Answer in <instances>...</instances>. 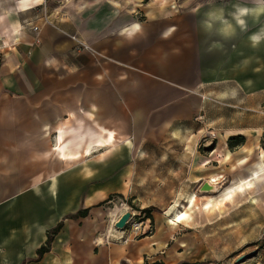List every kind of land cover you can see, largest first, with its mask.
I'll return each mask as SVG.
<instances>
[{
	"label": "crops",
	"instance_id": "crops-1",
	"mask_svg": "<svg viewBox=\"0 0 264 264\" xmlns=\"http://www.w3.org/2000/svg\"><path fill=\"white\" fill-rule=\"evenodd\" d=\"M206 10L200 8L196 22H184L161 0H0V264H220L204 247L183 246L176 235L187 216L178 220V208L171 221L154 218L151 234L127 243L106 244L99 233L102 203L129 196L144 144L192 129L202 94L221 92L212 82L232 79L233 71L248 90L243 56L250 33L205 52L197 21ZM73 35L88 47L78 48ZM261 64L260 86L240 101L230 99L241 111L204 114L218 136L196 154L199 178L218 183L220 175L204 159L219 150L213 159L225 178L250 184L260 177L264 55ZM219 71L225 76L217 77ZM236 135L244 141L230 147ZM84 209L87 216L72 217ZM60 222L39 257L48 230ZM255 264H264V248Z\"/></svg>",
	"mask_w": 264,
	"mask_h": 264
},
{
	"label": "rangeland",
	"instance_id": "rangeland-1",
	"mask_svg": "<svg viewBox=\"0 0 264 264\" xmlns=\"http://www.w3.org/2000/svg\"><path fill=\"white\" fill-rule=\"evenodd\" d=\"M161 2L169 4L176 14L183 17L184 22H196V14H192V9L202 4L207 5V0H161ZM221 2L230 4V0H216V3ZM135 14L139 19L144 18L141 12H135ZM263 55L262 45L258 50L252 49L249 45L248 55L243 56L244 60L248 57L249 63L248 90L243 86L240 74L237 77L238 72L234 71L232 79L226 77L219 83L212 82L213 86L219 84L218 89L221 92L202 94L205 103L200 113L194 116L193 120L196 124L190 125L192 129L185 128L182 133L179 128H176L167 141L157 145L149 143L142 146V150L138 151L142 164L138 167L129 196L123 198L129 209L137 210L142 216H149L152 220L165 217L166 220L171 221L175 208L189 213L186 221L179 223L184 228L178 230L176 236L183 237L181 241L185 242L183 244L185 248H206L214 254L213 256L220 264L237 262L232 259L241 252L247 254L256 251V254L242 261L243 264H255L256 257L264 248V167L256 173V176H260L259 178H250V184L247 183L248 180L241 182L240 179L243 178H231V176L225 178L223 169L216 166L219 162L213 159L217 157L218 152L222 153L219 150L208 157L211 161L205 165V167L211 166L220 175L216 189L202 190L203 182L209 181V178H199L203 167L198 165L196 154L198 151H204L209 140L211 143L208 146L211 147L218 136L213 127L206 125L204 114L208 111L219 112L223 108L241 111L240 102L230 104V99L240 101L242 94L251 93L260 86ZM233 58L235 61L236 56L233 55ZM240 59L239 56V65ZM225 74L226 72L219 71L217 77L225 76ZM189 91L193 92L194 89L190 88ZM212 131L216 137L211 135ZM52 137L54 140L55 135L53 134ZM182 149L184 155H182ZM262 157L264 159V155ZM221 158V156L218 157V159ZM256 158L257 156L253 161ZM241 184H244L243 191H238L237 188ZM230 190L235 192L231 198L227 199L226 194ZM195 195L196 199L192 203L190 199ZM112 198L111 196L102 203L104 212L100 217L104 221V229L99 233H102L103 238L111 227L113 218L111 213L114 212V206L109 200ZM207 201L210 202L209 207L204 205ZM147 204L150 205L141 207ZM154 229L153 222V231ZM113 242L120 243L117 240Z\"/></svg>",
	"mask_w": 264,
	"mask_h": 264
},
{
	"label": "clouds",
	"instance_id": "clouds-1",
	"mask_svg": "<svg viewBox=\"0 0 264 264\" xmlns=\"http://www.w3.org/2000/svg\"><path fill=\"white\" fill-rule=\"evenodd\" d=\"M202 7L205 5L192 9V14L199 13ZM206 7L197 21L207 44L205 52L223 50L225 43L243 33H250L247 38L252 49L258 50L264 43V0H230V4L207 0ZM252 28L256 30L251 31ZM163 35L166 38L167 33ZM243 63L246 65L248 61Z\"/></svg>",
	"mask_w": 264,
	"mask_h": 264
},
{
	"label": "built area",
	"instance_id": "built-area-1",
	"mask_svg": "<svg viewBox=\"0 0 264 264\" xmlns=\"http://www.w3.org/2000/svg\"><path fill=\"white\" fill-rule=\"evenodd\" d=\"M46 2L47 0H42V4L45 5ZM43 17L45 21H48L46 15ZM33 28L35 30H39L37 25H33ZM72 38L75 39L80 46L88 47L77 36L73 35ZM211 135L216 137V134L213 131L211 132ZM213 151L214 150L212 149L210 153L212 154ZM210 161L211 159L208 158L206 163H209ZM109 202L113 204L114 212L111 213L113 216L111 219V227L103 239L104 243L110 244L114 240L127 243L129 241L139 239L142 236L149 235L153 232V222L151 217L142 216L141 212L129 209L127 202L122 198H112L109 200ZM125 212H130L131 215L127 220L126 226L123 229H119L116 227V223ZM235 264L238 263L236 262Z\"/></svg>",
	"mask_w": 264,
	"mask_h": 264
},
{
	"label": "trees",
	"instance_id": "trees-1",
	"mask_svg": "<svg viewBox=\"0 0 264 264\" xmlns=\"http://www.w3.org/2000/svg\"><path fill=\"white\" fill-rule=\"evenodd\" d=\"M244 141V137L242 135H236V136H231L229 139V146L230 147H235L237 145L242 144ZM88 215V209H84V210H79L77 213L73 214L72 217H78V216H87ZM63 226V222H60L56 227L48 230V238L46 241V244L43 245L39 250H38V254L39 257H42V255L50 248L51 242L54 239L55 235L60 231V229ZM153 264H158L153 263Z\"/></svg>",
	"mask_w": 264,
	"mask_h": 264
},
{
	"label": "water",
	"instance_id": "water-1",
	"mask_svg": "<svg viewBox=\"0 0 264 264\" xmlns=\"http://www.w3.org/2000/svg\"><path fill=\"white\" fill-rule=\"evenodd\" d=\"M201 189L202 190H214V189H216V186L211 184L209 181H205V182H203ZM130 215H131L130 212H125L124 214H122V216L120 217V219L116 223V227L119 229H123L126 226L127 220L129 219ZM256 253H257L256 251H252V252H249L247 254L241 255L238 258L237 263L241 264L242 261L245 260L246 257L253 256Z\"/></svg>",
	"mask_w": 264,
	"mask_h": 264
},
{
	"label": "bare ground",
	"instance_id": "bare-ground-1",
	"mask_svg": "<svg viewBox=\"0 0 264 264\" xmlns=\"http://www.w3.org/2000/svg\"><path fill=\"white\" fill-rule=\"evenodd\" d=\"M91 153V151H89V149L87 150V154H90ZM61 154H64L63 152H61ZM213 177H215V176H213ZM211 180V181H210ZM209 180V182L211 183V184H213L214 186H216L215 184H216V182L215 183H212V181H215V180H212V179H210ZM249 183V182H248ZM226 196H227V199L228 198H231V196H232V192L230 191V192H227V194H226ZM195 199H196V195H195V197H193V198H191L190 200H191V202L193 203L194 201H195ZM209 205H210V202L208 201V202H206V207H209ZM186 214L185 213H183L182 212V214H176V218L178 219V220H184L185 218H186Z\"/></svg>",
	"mask_w": 264,
	"mask_h": 264
}]
</instances>
